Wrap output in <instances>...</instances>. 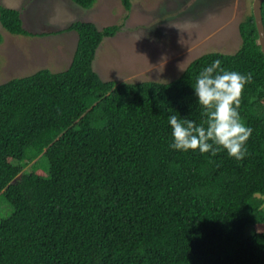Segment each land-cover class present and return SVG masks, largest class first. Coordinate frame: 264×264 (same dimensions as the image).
<instances>
[{
	"label": "trees",
	"instance_id": "1",
	"mask_svg": "<svg viewBox=\"0 0 264 264\" xmlns=\"http://www.w3.org/2000/svg\"><path fill=\"white\" fill-rule=\"evenodd\" d=\"M72 1L86 10L98 2ZM0 23L32 36L1 4ZM120 30L74 22L62 30L78 35L69 69L0 84V264H264V54L254 14L240 24L238 51L205 54L169 83L100 79L97 51ZM217 59L252 75L239 109L253 129L241 161L169 147L170 114L202 121L190 85Z\"/></svg>",
	"mask_w": 264,
	"mask_h": 264
},
{
	"label": "rangeland",
	"instance_id": "2",
	"mask_svg": "<svg viewBox=\"0 0 264 264\" xmlns=\"http://www.w3.org/2000/svg\"><path fill=\"white\" fill-rule=\"evenodd\" d=\"M254 0H132L127 12L120 0H98L91 10L72 0H0L21 13L31 37L9 34L0 23V84L42 70L63 72L78 43L77 21L100 30L121 25L97 51L94 70L104 82L169 83L199 57L235 53L239 27L253 13Z\"/></svg>",
	"mask_w": 264,
	"mask_h": 264
},
{
	"label": "clouds",
	"instance_id": "3",
	"mask_svg": "<svg viewBox=\"0 0 264 264\" xmlns=\"http://www.w3.org/2000/svg\"><path fill=\"white\" fill-rule=\"evenodd\" d=\"M251 81L250 73L223 68L219 59L202 67L190 85L202 121L198 124L186 116L170 114L169 147L201 155L225 151L230 158L243 160L253 129L242 120L239 109L241 95Z\"/></svg>",
	"mask_w": 264,
	"mask_h": 264
},
{
	"label": "water",
	"instance_id": "4",
	"mask_svg": "<svg viewBox=\"0 0 264 264\" xmlns=\"http://www.w3.org/2000/svg\"><path fill=\"white\" fill-rule=\"evenodd\" d=\"M264 0H255L253 4V14L256 20L258 34H259V42L262 48V52L264 54V22H263V14H262V6Z\"/></svg>",
	"mask_w": 264,
	"mask_h": 264
},
{
	"label": "bare ground",
	"instance_id": "5",
	"mask_svg": "<svg viewBox=\"0 0 264 264\" xmlns=\"http://www.w3.org/2000/svg\"><path fill=\"white\" fill-rule=\"evenodd\" d=\"M255 1V0H254ZM253 4H254V2H253Z\"/></svg>",
	"mask_w": 264,
	"mask_h": 264
}]
</instances>
